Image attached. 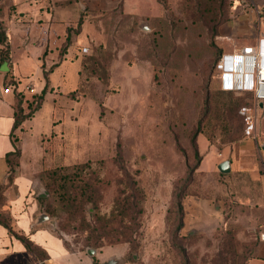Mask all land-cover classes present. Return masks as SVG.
Segmentation results:
<instances>
[{"label": "rangeland", "instance_id": "rangeland-1", "mask_svg": "<svg viewBox=\"0 0 264 264\" xmlns=\"http://www.w3.org/2000/svg\"><path fill=\"white\" fill-rule=\"evenodd\" d=\"M137 1L75 7L82 18L79 29L77 21L70 26L77 60L51 76L60 96L26 123L14 170L47 193L50 229L83 257L91 235L102 245L93 248L97 258L121 264H248L264 208L249 174L222 175L216 167L219 150L244 136L249 124L240 108L253 107L254 97L220 91L214 61L223 51L220 28L245 15L264 26V0H227L217 36L201 0ZM235 27L242 34L250 25ZM88 57L97 64L84 68ZM43 86L35 66L21 80L28 96ZM79 163L86 166L71 188L85 204L66 215L45 183Z\"/></svg>", "mask_w": 264, "mask_h": 264}, {"label": "crops", "instance_id": "crops-1", "mask_svg": "<svg viewBox=\"0 0 264 264\" xmlns=\"http://www.w3.org/2000/svg\"><path fill=\"white\" fill-rule=\"evenodd\" d=\"M87 1L0 0V34L3 33V39L0 36V185L6 183L9 170L5 156L14 151L12 126L17 97L13 89L16 88V91L23 92L21 80L30 75L31 67L35 66L39 71L41 83L44 85L42 89L46 87L38 110L52 96V105H56L54 99L60 95L53 90L49 81L64 61L77 60L75 53L77 38L73 39L72 34L70 45L62 53L61 49L66 43L67 29L80 18L81 12L75 14V7H87L84 3ZM142 1L148 0L137 2L142 3ZM68 7L74 20L66 19ZM238 21H233L230 25L220 28L219 38L222 40L220 44L223 50L221 54L247 46H252L255 50H264V29L260 28V25L263 26L261 22L257 23L254 15H252L251 22L246 15ZM244 22H248L250 28L239 34L234 25H242ZM225 39H229V42ZM35 47H39L37 52L34 51ZM31 48L32 52H30ZM72 48L75 54L71 53L68 57ZM216 80L218 82L217 73ZM262 89L264 92V87ZM246 93L253 95L254 106L249 108L242 106L239 113L244 116L249 126L245 128L241 139L220 149L217 157L220 161L230 162V173L249 174L253 181V193H256L253 198L261 208H264V99H256L252 92H237V94ZM63 96L66 99V95ZM27 98L28 95L24 94L21 103L24 114L28 111L25 102ZM64 103L67 104V101ZM38 110L13 131L18 138L20 158L23 156L22 142L28 132L26 123L33 119ZM20 165L21 161H19L21 168ZM38 193L36 181L19 172L13 178L11 185L5 189L3 196L5 212L10 218L11 229L40 248L46 254V259L43 261L36 259L19 239L10 235L7 229L0 225V264H68L70 261L68 258L73 259L76 264L103 263L105 259L97 258L95 253L88 255L85 252L86 257H83L84 251L69 250L63 239L52 232L49 220L36 222L40 215H47L38 201ZM262 233H264V219L260 223L259 234L254 238L248 264H264V241L259 239Z\"/></svg>", "mask_w": 264, "mask_h": 264}, {"label": "trees", "instance_id": "trees-1", "mask_svg": "<svg viewBox=\"0 0 264 264\" xmlns=\"http://www.w3.org/2000/svg\"><path fill=\"white\" fill-rule=\"evenodd\" d=\"M201 1L202 2L200 3V13L203 14L204 17L208 18L209 25H211L210 28L212 29V36H217V27L220 26L222 23H224L226 20L225 15H223V7L224 4H226L227 0H201ZM198 11H199V6H198ZM81 24H82V18L80 15V18L77 21V29L81 27ZM77 32L78 31H76V33ZM70 35H71V30L69 27L67 29L66 43L62 47L61 53L65 51V49L70 45ZM0 36L3 39V33H1ZM219 56L215 59L214 66ZM91 64L93 65L97 64V62L96 63L94 62L93 57H88L84 59L83 62L84 68H87ZM13 92L16 94L17 97V105L15 107V113H14V123L12 126V145L14 151L6 154L5 156V161L8 165L9 170H8L6 183L0 185V225L6 228L7 231L10 233V235L19 239L26 248V250H28L31 254H33L36 257V259L43 261L44 259H46V254L36 245L31 243L26 237L18 235L11 229L10 218L5 212L6 206H5V199L3 193L5 189L9 185H11L13 178L17 175V172H15L14 167L16 168L18 167V160L20 157L18 138L15 135V133L13 134V131H15L24 120L29 119L33 115V113L36 110H38V108L40 107L43 101V96L46 92V87H44L40 93L38 94L32 93L30 96H28V98L25 101L26 107L28 109L26 114L23 113V110L21 108V103L22 100L24 99V94L26 93H23L22 91H16V88L13 89ZM222 92L229 93L226 91H222ZM194 156L197 158L196 150L194 151ZM85 166H86L85 164H80V163L73 166H62L61 170L53 171V174L56 175L55 178L57 179V182L55 181V178H53L55 182L53 181L50 182L49 180L48 183H45V187L47 188L49 195L50 194L56 195L57 201L66 215H73V213L76 210H78L80 206H84L85 204V201H80V202L78 201L77 195L75 193V189L71 188L74 187V185L72 184L73 180H75L79 175V173L85 169L84 168ZM187 176H188L187 179H189V175ZM38 201L41 204L43 211L47 215H49L46 209H44L45 208L44 204L46 202V199L38 198ZM74 204H80V205H74ZM125 205L127 206V204ZM177 211L180 219L182 214L181 207H178ZM139 213L140 210L136 211L135 216L138 215ZM89 232L91 233V230H89ZM101 246L102 245L98 237L93 238V236L91 235L86 237L84 248L91 247L95 249V247H101Z\"/></svg>", "mask_w": 264, "mask_h": 264}, {"label": "built area", "instance_id": "built-area-1", "mask_svg": "<svg viewBox=\"0 0 264 264\" xmlns=\"http://www.w3.org/2000/svg\"><path fill=\"white\" fill-rule=\"evenodd\" d=\"M229 42V39H225ZM86 51L85 48L82 49ZM221 91L252 92L256 99H264V50L252 46L243 47L219 56L214 66ZM23 92H32L25 87ZM264 241V233L259 235Z\"/></svg>", "mask_w": 264, "mask_h": 264}, {"label": "water", "instance_id": "water-1", "mask_svg": "<svg viewBox=\"0 0 264 264\" xmlns=\"http://www.w3.org/2000/svg\"><path fill=\"white\" fill-rule=\"evenodd\" d=\"M140 28L143 31H149V28L147 25H141ZM216 169H217L218 173H220L222 175L229 174L230 173V162L228 160H223L217 165ZM46 196H47V193L45 191H41L37 195V197H39V198H44ZM46 220H49V217L45 214H42V215H40V217L37 219L36 222L40 223V222L46 221ZM85 252L88 255H93L94 249L93 248H86ZM122 262H123V260L119 259V258H109L107 261H105L101 264H121Z\"/></svg>", "mask_w": 264, "mask_h": 264}]
</instances>
